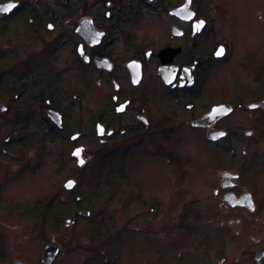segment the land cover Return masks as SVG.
<instances>
[{
    "label": "flooded vegetation",
    "instance_id": "1",
    "mask_svg": "<svg viewBox=\"0 0 264 264\" xmlns=\"http://www.w3.org/2000/svg\"><path fill=\"white\" fill-rule=\"evenodd\" d=\"M9 3L15 6L0 11V21L22 10L23 4L17 0L0 5ZM141 5L166 19L162 35L134 38L122 24L126 20L107 9L109 3L103 16L78 17L67 22V31L65 18L26 19L33 33L25 35L22 44L25 40L31 44L43 41L45 70L32 74L30 69H20L7 101L0 103V123L11 115L9 124L16 129L13 137L19 136L9 144L10 137L4 138L2 152L15 147L22 151L34 137L27 133L34 120L40 122L45 139L50 133L72 130V152L81 149L86 162L87 148L81 142L93 145L95 152L116 151L122 145L127 151L138 148L142 153L138 182L131 187L129 176L123 177L124 200L126 197L127 203L142 211L138 214L153 215L154 234L167 236L177 183L185 184L180 193L188 198L186 216L196 220L209 214L218 217L215 244L219 263L264 264V228L262 234H253L250 220H242L245 215L253 222L264 210V1L148 0ZM200 21L203 24L198 25ZM58 22L64 27L60 31ZM221 27L232 30L233 37L218 35ZM66 48L72 53L71 60L56 66L63 61L59 56ZM75 65L87 78L81 87L73 85L67 91L62 77ZM226 67H235L229 79L223 70ZM241 72L251 73L253 78L240 80L235 73ZM101 97L104 100L99 101ZM86 98L92 104L86 124L77 121L70 129L67 122L73 115L72 102L80 105ZM182 129L188 131L186 141L198 156L177 155L175 146L183 142L177 133ZM210 159L216 162L213 176L209 175ZM72 162L76 164L74 157ZM181 164L185 167L180 168ZM163 166L169 169L171 181L162 175ZM177 168L180 172L175 178ZM70 180L75 183L65 190L68 194L77 187V181ZM145 187L153 191L146 199ZM133 191L137 192L131 197ZM75 198L77 212L84 211L80 198ZM198 201H202L200 208L195 207ZM227 214L233 218L226 222ZM186 228L190 234H200L203 242L209 236L200 227ZM55 247L52 261L59 251ZM154 251L159 255V247ZM15 261L19 260L12 264Z\"/></svg>",
    "mask_w": 264,
    "mask_h": 264
},
{
    "label": "rangeland",
    "instance_id": "2",
    "mask_svg": "<svg viewBox=\"0 0 264 264\" xmlns=\"http://www.w3.org/2000/svg\"><path fill=\"white\" fill-rule=\"evenodd\" d=\"M2 1L6 0H0ZM17 1L23 4L22 10L0 21V52H2L0 103L7 101L6 97H9L15 76L20 74V69H30L32 74H39L45 70L42 63L47 55L41 48L43 41L39 40L31 44L29 40H25L22 44V38L25 35L31 37L33 33L26 25L28 17L42 18L44 21L55 17L65 18L66 27L68 23H72L81 16L97 18L103 16L106 10L105 5L109 3L110 6L107 9L111 10L114 16L126 20L122 24L130 28L136 39L142 36L146 38L147 34L160 36L163 32H161L162 27L166 24L163 15H160V18L156 16L154 8L149 10L142 7L141 2L145 3L148 0ZM134 1L136 4H131ZM116 11L120 14H115ZM56 25L57 31L64 28L60 22ZM66 28L65 31L68 30V27ZM217 34L233 37L232 30L223 27L217 28ZM235 35L240 42L242 39L238 29ZM71 56L69 48L61 51L59 58L65 64L62 61L56 66L67 65ZM25 58L26 60L23 61ZM234 68L223 69L227 79L232 77L228 75ZM235 75L247 82L253 78L251 73L241 72ZM86 78L87 76L75 65L74 69H70L63 75V87L67 91L73 85L81 87ZM90 92H92L91 88L88 90V95ZM69 98L70 96L67 100ZM88 98L80 105L72 102L73 115L67 122L70 129L74 127L73 124L76 125L77 121L86 124L87 113L92 107ZM98 100L102 101L104 97ZM10 118L11 115L8 120L0 123V198L2 199L0 264H12L13 260L28 264H44L40 261V254L43 247L49 243L55 244L59 249L50 264H220L215 244L218 217L215 214H209L207 217L196 220L186 216L188 198L180 193V189L185 188V184L180 186L177 183L176 193L174 192L175 201L169 210L172 227L169 232L167 231V236L161 234L160 238V235L154 234L152 230L155 221L153 215L148 212L138 214L141 210L136 205L127 203L126 197L124 200L123 188L126 182L123 177L129 176L127 183L131 187H134V182H138L142 160V153L138 148L127 151L122 145L116 151L110 148L105 152H95L93 145L81 142L86 145V155L89 158L83 168L76 169L78 166L72 162L73 145L69 141V134L73 131L59 135L50 133L45 139L40 122L34 120L27 132L28 135H34L31 142L22 151H18L19 147H15L8 152H2L1 142L4 138L10 137L9 144L11 140L19 137L18 135L13 137L16 129L10 126ZM82 129L84 133L88 132L83 125ZM186 132L188 131L182 129L177 133L178 137H182L183 142L175 146L176 153L178 156L187 154L196 156L190 142L186 141ZM136 140L138 139H135L133 143L137 144ZM209 161V175L213 176L211 169L216 166V162H212V159ZM181 167L184 168L185 164H181ZM168 171L169 169L164 170L163 166L162 175L171 181L172 178L169 176L171 174ZM179 172L180 169L177 168L176 173L173 174L175 178H178ZM70 179L77 181V187L68 194L64 184ZM145 189L143 197L146 199L153 191L147 187ZM106 192L109 196L105 195ZM135 192L133 191V196H129L134 197ZM98 194H102L101 197ZM76 196L80 198L81 209L90 213L87 217L77 212ZM7 200L8 203H6ZM201 205L202 201H198L195 207L200 208ZM230 218L233 216L227 214L225 221L227 222ZM67 219L73 221L69 226L66 225ZM252 219H254L253 222L249 217L242 215V220H250L249 230L253 234L256 232L262 234L264 210ZM188 225L200 227L204 232H208L209 236L203 242L200 234H190L187 231ZM121 226L123 230H120ZM139 226H143V229ZM251 245L253 246V243ZM155 247H159V255L154 251Z\"/></svg>",
    "mask_w": 264,
    "mask_h": 264
},
{
    "label": "water",
    "instance_id": "3",
    "mask_svg": "<svg viewBox=\"0 0 264 264\" xmlns=\"http://www.w3.org/2000/svg\"><path fill=\"white\" fill-rule=\"evenodd\" d=\"M183 7H185V6H183ZM76 149H79V148H76ZM76 149L72 152V156L76 159V165L78 166V167H82L84 164H85V162H86V159L81 155V152L79 153V155H76L75 154V151H76ZM81 160H83V163H80V161ZM69 181V180H68ZM68 181H66L65 182V184H64V188L65 189H70L71 187H68L67 186V182ZM72 181H74V180H72ZM74 183H75V181H74ZM74 185V184H73ZM72 185V186H73ZM81 214H84V215H86V214H88V212L87 211H81L80 212ZM73 223V221L71 220V219H67L66 220V225H71ZM56 252H57V248L55 247V245H53V244H47L45 247H44V249H43V251H42V253H41V263H47V262H49V261H52V259H53V257L55 256V254H56ZM49 253V254H48ZM13 264H22V263H20L19 261H15Z\"/></svg>",
    "mask_w": 264,
    "mask_h": 264
},
{
    "label": "snow or ice",
    "instance_id": "4",
    "mask_svg": "<svg viewBox=\"0 0 264 264\" xmlns=\"http://www.w3.org/2000/svg\"><path fill=\"white\" fill-rule=\"evenodd\" d=\"M14 6H15V5L12 4V3H9V4H7V5H0V11L8 12V11H9L10 9H12ZM199 24H203V21L198 22V25H199ZM221 51H222V49H221ZM217 54H220V53L218 52ZM186 71H187V70H186ZM121 107H122V106H121ZM101 130H102V129H101ZM220 135H223V133H220ZM80 152H81V149H76L75 154H76V155H79ZM80 163H83V160H81ZM73 184H74V181H72V180H69V181L67 182V186H68V187H72Z\"/></svg>",
    "mask_w": 264,
    "mask_h": 264
}]
</instances>
